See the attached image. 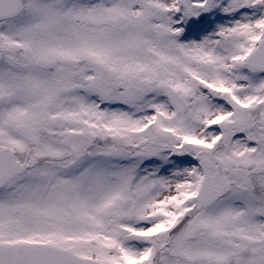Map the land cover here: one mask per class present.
Segmentation results:
<instances>
[{
    "label": "snow or ice",
    "instance_id": "obj_1",
    "mask_svg": "<svg viewBox=\"0 0 264 264\" xmlns=\"http://www.w3.org/2000/svg\"><path fill=\"white\" fill-rule=\"evenodd\" d=\"M0 264H264V0H0Z\"/></svg>",
    "mask_w": 264,
    "mask_h": 264
}]
</instances>
